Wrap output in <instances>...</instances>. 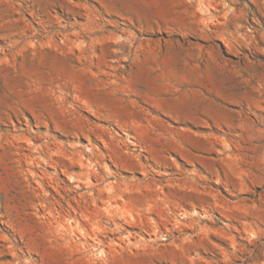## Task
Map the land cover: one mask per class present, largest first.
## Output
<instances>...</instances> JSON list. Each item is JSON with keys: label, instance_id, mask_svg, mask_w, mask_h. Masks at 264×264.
I'll use <instances>...</instances> for the list:
<instances>
[{"label": "rangeland", "instance_id": "374dc122", "mask_svg": "<svg viewBox=\"0 0 264 264\" xmlns=\"http://www.w3.org/2000/svg\"><path fill=\"white\" fill-rule=\"evenodd\" d=\"M0 264H264V0H0Z\"/></svg>", "mask_w": 264, "mask_h": 264}]
</instances>
